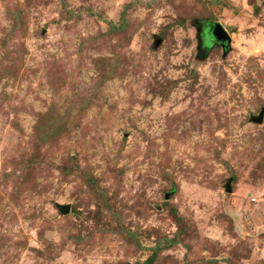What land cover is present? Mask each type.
Instances as JSON below:
<instances>
[{
    "label": "rangeland",
    "instance_id": "obj_1",
    "mask_svg": "<svg viewBox=\"0 0 264 264\" xmlns=\"http://www.w3.org/2000/svg\"><path fill=\"white\" fill-rule=\"evenodd\" d=\"M262 111L264 0H0V264H264Z\"/></svg>",
    "mask_w": 264,
    "mask_h": 264
},
{
    "label": "water",
    "instance_id": "obj_2",
    "mask_svg": "<svg viewBox=\"0 0 264 264\" xmlns=\"http://www.w3.org/2000/svg\"><path fill=\"white\" fill-rule=\"evenodd\" d=\"M209 31L211 32V36L213 37L215 42L223 43L224 46H227L230 44L231 37L220 23H210ZM263 115H264V111L261 112V114L256 118L255 121L258 123H262ZM231 190H232L231 182L229 181L226 186V191L231 192ZM60 208L63 214H68L71 209L69 205L61 206ZM127 264H133V263H127Z\"/></svg>",
    "mask_w": 264,
    "mask_h": 264
},
{
    "label": "trees",
    "instance_id": "obj_3",
    "mask_svg": "<svg viewBox=\"0 0 264 264\" xmlns=\"http://www.w3.org/2000/svg\"><path fill=\"white\" fill-rule=\"evenodd\" d=\"M201 29H202V33H201L202 39L203 40H205V39L207 40L208 36H211V32L208 30V24L207 23L204 24ZM204 37H205V39H204ZM206 40H205V43H206ZM64 169L66 170V168H64ZM156 253H157V251H154V253L147 258L145 263L146 264H153L154 261H155V258H156Z\"/></svg>",
    "mask_w": 264,
    "mask_h": 264
},
{
    "label": "flooded vegetation",
    "instance_id": "obj_4",
    "mask_svg": "<svg viewBox=\"0 0 264 264\" xmlns=\"http://www.w3.org/2000/svg\"><path fill=\"white\" fill-rule=\"evenodd\" d=\"M209 25H210V24H208V30H209ZM201 33H202V30H201ZM201 42L204 44V40H203V39H202ZM219 44H223V43H219Z\"/></svg>",
    "mask_w": 264,
    "mask_h": 264
}]
</instances>
